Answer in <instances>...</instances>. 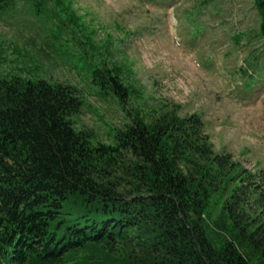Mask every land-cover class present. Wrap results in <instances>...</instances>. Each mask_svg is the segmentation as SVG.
I'll return each mask as SVG.
<instances>
[{"label":"trees","instance_id":"1","mask_svg":"<svg viewBox=\"0 0 264 264\" xmlns=\"http://www.w3.org/2000/svg\"><path fill=\"white\" fill-rule=\"evenodd\" d=\"M122 69L92 72L124 106L134 87ZM80 97L0 74V264H264V169L167 105L133 108L112 143L94 142L75 124Z\"/></svg>","mask_w":264,"mask_h":264},{"label":"rangeland","instance_id":"2","mask_svg":"<svg viewBox=\"0 0 264 264\" xmlns=\"http://www.w3.org/2000/svg\"><path fill=\"white\" fill-rule=\"evenodd\" d=\"M253 0H0V74L80 91L78 127L112 143L137 106L200 114L217 151L264 169V41ZM118 62L127 104L93 72ZM104 91V90H103Z\"/></svg>","mask_w":264,"mask_h":264}]
</instances>
